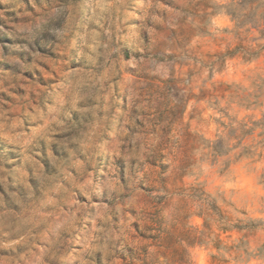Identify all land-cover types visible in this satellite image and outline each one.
<instances>
[{
  "label": "clouds",
  "instance_id": "1",
  "mask_svg": "<svg viewBox=\"0 0 264 264\" xmlns=\"http://www.w3.org/2000/svg\"><path fill=\"white\" fill-rule=\"evenodd\" d=\"M0 264H264V0H0Z\"/></svg>",
  "mask_w": 264,
  "mask_h": 264
}]
</instances>
